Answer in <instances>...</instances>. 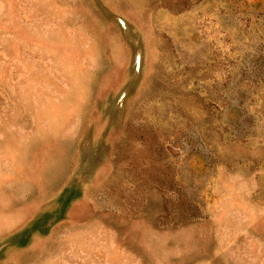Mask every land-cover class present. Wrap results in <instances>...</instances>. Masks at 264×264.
I'll use <instances>...</instances> for the list:
<instances>
[{"label":"rangeland","instance_id":"374dc122","mask_svg":"<svg viewBox=\"0 0 264 264\" xmlns=\"http://www.w3.org/2000/svg\"><path fill=\"white\" fill-rule=\"evenodd\" d=\"M0 264H264V0H0Z\"/></svg>","mask_w":264,"mask_h":264},{"label":"trees","instance_id":"16d2710c","mask_svg":"<svg viewBox=\"0 0 264 264\" xmlns=\"http://www.w3.org/2000/svg\"><path fill=\"white\" fill-rule=\"evenodd\" d=\"M171 211H172V213L173 214H175L176 213V210H181V207H178V206H172L171 208ZM174 209H176V210H174ZM192 212H190V210H187L186 211V214H185V219H188V217H190L192 214H191ZM183 217V216H182Z\"/></svg>","mask_w":264,"mask_h":264}]
</instances>
